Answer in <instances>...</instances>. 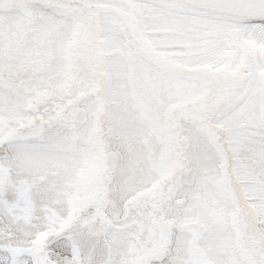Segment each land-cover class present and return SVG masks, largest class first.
I'll return each mask as SVG.
<instances>
[{"label": "snow or ice", "instance_id": "6c2138e0", "mask_svg": "<svg viewBox=\"0 0 264 264\" xmlns=\"http://www.w3.org/2000/svg\"><path fill=\"white\" fill-rule=\"evenodd\" d=\"M19 2L21 16L30 13L41 36L57 42L66 79L79 83L84 71V87L94 99L86 117L77 109H60L27 134L6 133L0 124V144L8 143L0 156V264H264V0H56L51 12L36 8L39 0ZM158 28L175 30L178 42L191 39L190 29L218 36L238 29L235 38L254 41L257 57L243 70H231L213 102L182 112L192 122L187 134L179 117H168L166 153L157 158L129 144L120 163L108 145L122 130L106 126L112 115L107 103L122 97L132 118L158 128L157 110L194 103L218 80L182 72L197 58L219 63L212 55L219 52L215 40L207 42L203 55L194 48L177 54L153 35ZM120 32L125 38L116 43ZM77 44L88 52L83 68ZM109 48L119 55L108 58ZM45 123L68 132L46 137ZM52 170L57 176L64 170L80 173L83 181L91 175L95 196L55 207L45 198L47 184L40 182ZM193 171L201 189L193 207L206 209L199 216L181 212L172 191L154 183ZM173 184L182 194L183 181L177 177ZM109 187L118 188L122 199L132 197L122 219L110 210ZM227 216L235 231L220 238L217 225Z\"/></svg>", "mask_w": 264, "mask_h": 264}, {"label": "rangeland", "instance_id": "374dc122", "mask_svg": "<svg viewBox=\"0 0 264 264\" xmlns=\"http://www.w3.org/2000/svg\"><path fill=\"white\" fill-rule=\"evenodd\" d=\"M6 0H0V124L4 126L6 133L16 129H22L23 133H29L33 126L41 124L42 121L33 122L36 117H49L55 115L60 109H66L70 104L76 103V108H84L87 116L88 106L94 99V96L81 100V97L88 94L84 87L86 73L81 71L79 80L69 81L64 74V58L56 51L58 45L53 39H46L41 36L42 28L31 22V14L21 16L20 4H7ZM36 8H44V11L51 12L52 8L38 2ZM192 33L191 39L178 42L175 37L178 33H170L169 30L159 31L165 33L161 36H169V41L162 40L165 45H169V50L177 54L186 52L189 48H194L198 56L204 54L207 42L215 40L219 48L218 53H212L214 58L219 61L214 66L207 62L196 59V64L200 69H210L215 72L222 69L231 71L237 66L243 70L249 61L256 60V53L253 46H247L243 52L232 51L235 48V42L231 38L222 39L215 36L202 37L198 32L189 30ZM124 33L120 32L114 35L113 40L118 43L124 39ZM77 56L80 59L83 68L85 58L88 56L86 49L75 46ZM108 58H115L119 55L116 48L106 50ZM186 77H193L183 73ZM199 81H195L198 83ZM117 84L114 81V85ZM212 85V84H211ZM208 89L207 92H209ZM212 92V91H211ZM210 93L196 99L194 103H177L176 107H171L167 113L161 108L157 110L156 117L159 127H152L141 118H132L130 108L122 97H117L114 101L106 104L111 110V119L106 121V126H117L121 128L119 137L113 136L109 139V151L120 157V163H124L128 155V145L130 144L137 152L145 150L159 158L168 150L164 143L163 128L169 116H177L178 124L187 134V129L192 126L189 119H185L182 112L185 109H192L200 106L201 102L209 98ZM217 121L216 117H213ZM218 122V121H217ZM47 125L46 123L44 126ZM223 132V129L221 128ZM254 130L250 129L249 132ZM68 132L64 130L51 137L59 138ZM30 140L43 144L44 142L36 137H30ZM51 141H49L50 143ZM8 148V143H4V149ZM3 151L0 156H3ZM246 153L241 152V160H245ZM194 168L193 165H189ZM55 170L44 173L40 177V182L47 184L48 192L46 199L55 207H71L72 204H78L83 200L95 196L96 183L93 177L89 175L86 181L81 180L80 173L74 174L70 170H64L60 175H54ZM179 177L183 181V193L177 194L173 182ZM233 187L236 188L233 178ZM156 188L162 191H172L176 205L181 212L189 211L195 215H201L206 209L193 207V201L200 196L201 189L199 177L195 172L179 175L173 172L167 176L159 177L154 182ZM151 187V184H149ZM213 186H209V191H213ZM106 199L110 210L119 214L122 219L126 212L131 208L130 201L132 197L122 199L119 189L113 191L110 187L107 189ZM264 227V226H262ZM234 232L233 222L230 216L223 217L217 225L216 235L220 238H227L229 232ZM241 235L239 240L244 242Z\"/></svg>", "mask_w": 264, "mask_h": 264}, {"label": "bare ground", "instance_id": "6f19581e", "mask_svg": "<svg viewBox=\"0 0 264 264\" xmlns=\"http://www.w3.org/2000/svg\"><path fill=\"white\" fill-rule=\"evenodd\" d=\"M6 1L8 2L7 4H12V5L17 4V3L20 4L19 0H6ZM48 1H50L51 3H54V4L56 3V0H48ZM193 15L195 16L196 13H193ZM244 22H248V21H244ZM251 22L252 23H259V21H251ZM192 23L195 26L199 22L197 20H193ZM166 30H169L170 33H172V34L177 33L175 30H171V29H167V28H158L154 31L153 35H155L160 41H162V40L169 41V40H171V38H168L169 36H161V35H165V33H159V31H166ZM237 32H238V29H235V30H233V32L229 36H218L217 34L209 33V32H198V34H200V36H202V37L215 36L217 38L221 37L222 39L223 38L224 39L231 38L235 42V48L232 51L243 52V54H245L244 50H246L247 46H253L255 53H256L255 55L257 57V45H256V43L254 41H251V40L236 39L235 37H236ZM189 34H190V36H192L191 32ZM191 68L198 69L197 71H192V70L191 71L200 77L218 78V80H212V82L210 83V86H212L213 88L212 89L208 88V89H210V91L207 92V93H210L209 98L207 100L202 101L201 104L213 102L216 98L217 85L220 82L229 79L231 74H232L231 71H228L225 69H222V71H218V72H215V71L210 70V69H205V68L200 69V67H198V65L196 63L186 66L185 68L182 69V72L191 75L187 71V69H191ZM76 103L68 105L64 111L67 112V111H71L73 109H77V110H79V115L82 118L83 115L86 114V110L84 108H76ZM213 123H217V121L213 119ZM44 127L46 128V132L44 133V135L46 137H53L56 134L66 130V128H62L59 124H53L51 127H49L47 124ZM216 130H217V132L222 133L221 128H217ZM229 171H230V167H229ZM232 178H233V181L237 182L239 185V181L236 179V177L233 176Z\"/></svg>", "mask_w": 264, "mask_h": 264}, {"label": "water", "instance_id": "95a60500", "mask_svg": "<svg viewBox=\"0 0 264 264\" xmlns=\"http://www.w3.org/2000/svg\"><path fill=\"white\" fill-rule=\"evenodd\" d=\"M39 2L42 3V4H44V5L47 6V7H50V8H52L51 5L54 4V3H51V2L48 1V0H39ZM187 71H188V73H190L192 76L200 77V76H198L197 74H195L194 72H192L190 69H187ZM209 88L212 89L213 87L210 86V84H209ZM91 96H92V95L86 94V95H84V96L81 97V100H83V99H85V98H88V97H91ZM47 120H48V117H42V116H39V117H36V118L34 119L33 122H36V121H44V122H46ZM16 130L22 131V129H16ZM16 130H14V131H16ZM10 132H13V131H10ZM4 143H5V142H4ZM4 143H3V144H0V153H1V152L3 151V149H4ZM234 183H235L236 188H238V186H239L238 183H237V182H234Z\"/></svg>", "mask_w": 264, "mask_h": 264}]
</instances>
